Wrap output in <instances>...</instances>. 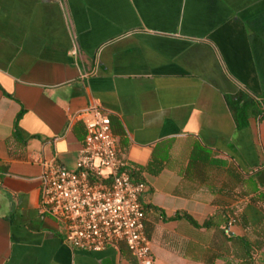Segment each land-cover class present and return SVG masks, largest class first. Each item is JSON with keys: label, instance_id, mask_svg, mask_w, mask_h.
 <instances>
[{"label": "crops", "instance_id": "1", "mask_svg": "<svg viewBox=\"0 0 264 264\" xmlns=\"http://www.w3.org/2000/svg\"><path fill=\"white\" fill-rule=\"evenodd\" d=\"M238 91L264 96V0H0V264H137L124 243L70 247L39 211L43 163L76 167L81 115L96 109L146 184L153 264H223L228 210L245 220L230 236L263 218L225 201L210 165L264 169V116L237 128Z\"/></svg>", "mask_w": 264, "mask_h": 264}, {"label": "built area", "instance_id": "2", "mask_svg": "<svg viewBox=\"0 0 264 264\" xmlns=\"http://www.w3.org/2000/svg\"><path fill=\"white\" fill-rule=\"evenodd\" d=\"M81 119L86 134L76 167L43 163L39 211L64 226V242L76 250L98 253L124 243L137 264H153L144 229L146 184L119 157L108 114L96 109Z\"/></svg>", "mask_w": 264, "mask_h": 264}, {"label": "trees", "instance_id": "3", "mask_svg": "<svg viewBox=\"0 0 264 264\" xmlns=\"http://www.w3.org/2000/svg\"><path fill=\"white\" fill-rule=\"evenodd\" d=\"M228 106L237 128L240 129L248 125L249 118L264 116V96L246 98L244 92L238 91L229 98ZM210 165L217 168L222 167L224 170V185L223 189L219 190V194L225 201L234 200L239 201L240 205H252L263 214V218L257 224L246 227L250 228L251 233L254 234V238L250 239L245 234L240 236L229 235L227 225L230 221H234L235 224L241 219L244 224L245 220L242 213L238 215L235 209L228 210V214L224 215V227L222 229L226 243L225 255L222 257L223 264H260L259 258L262 249H264V190L257 176L261 172L264 174V169L253 175L243 176L241 173L236 174L235 170L228 167L225 161L213 160L210 161ZM183 216L194 227L212 228L213 218L211 217L199 226L189 215ZM178 217L180 215H175L172 219Z\"/></svg>", "mask_w": 264, "mask_h": 264}, {"label": "rangeland", "instance_id": "4", "mask_svg": "<svg viewBox=\"0 0 264 264\" xmlns=\"http://www.w3.org/2000/svg\"><path fill=\"white\" fill-rule=\"evenodd\" d=\"M240 222H242L241 220H240ZM234 225V224H233ZM235 226H237V227H239V226H241L242 227V225H240V223H236L235 224ZM252 226V225H251ZM231 228V226L229 227V229ZM227 231H229L228 230V225H227ZM252 231L250 230V228H246L242 233H241V235H243V234H245V235H247L250 239H253L254 238V234H252L251 233ZM225 250V249H224ZM259 263L260 264H264V249H262V251H261V257L259 258Z\"/></svg>", "mask_w": 264, "mask_h": 264}]
</instances>
